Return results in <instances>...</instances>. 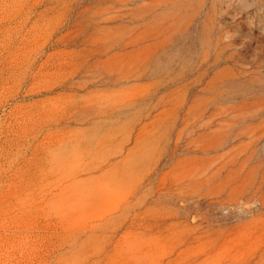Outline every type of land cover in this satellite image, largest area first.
<instances>
[{
  "label": "rangeland",
  "instance_id": "1",
  "mask_svg": "<svg viewBox=\"0 0 264 264\" xmlns=\"http://www.w3.org/2000/svg\"><path fill=\"white\" fill-rule=\"evenodd\" d=\"M0 264H264V0H0Z\"/></svg>",
  "mask_w": 264,
  "mask_h": 264
}]
</instances>
